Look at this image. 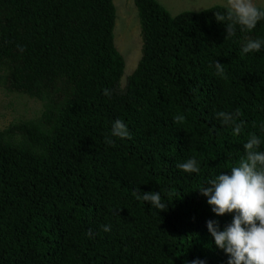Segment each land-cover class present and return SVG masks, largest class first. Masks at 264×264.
Masks as SVG:
<instances>
[{"label":"trees","instance_id":"trees-1","mask_svg":"<svg viewBox=\"0 0 264 264\" xmlns=\"http://www.w3.org/2000/svg\"><path fill=\"white\" fill-rule=\"evenodd\" d=\"M134 2L142 57L122 85L113 0H0V87L44 107L0 131V264H226L206 222L223 230L232 215L195 190L238 164L249 133L264 141V49L240 54L264 21L225 39L214 13L226 7L173 17L157 0ZM237 108L238 136L215 117ZM117 118L130 139L110 136ZM192 155L199 174L176 168ZM134 189L160 192L165 208Z\"/></svg>","mask_w":264,"mask_h":264},{"label":"clouds","instance_id":"clouds-1","mask_svg":"<svg viewBox=\"0 0 264 264\" xmlns=\"http://www.w3.org/2000/svg\"><path fill=\"white\" fill-rule=\"evenodd\" d=\"M217 22L221 23L226 31V38L235 35L236 28L241 32H251L258 22L264 21V6H258L254 0H227V7L223 13H214ZM21 53L24 48L17 46ZM264 49V37L247 39L240 47V54L260 52ZM214 67L216 75L223 74V65L217 60L210 64ZM103 95L110 98L111 91L103 90ZM240 110L215 113L216 119L222 124L231 126L234 135H240L245 122L240 120ZM173 123L184 120L181 114H174ZM239 121V122H237ZM258 131L264 134V122L258 126ZM111 137L130 139L127 124L122 119L111 122ZM106 143L111 139L105 138ZM264 141L255 133H249L245 143L242 144L244 155L238 164L233 165L229 171H217L210 175L197 190L206 198L207 204L216 216L232 215L231 222L223 230L218 222L208 220L206 227L214 239L217 248L227 256L226 264H264V150H260ZM176 168L183 173L199 174L201 169L198 159L192 155L176 164ZM133 196L152 207L160 210L165 205L161 203L160 192H142L133 190ZM111 226L103 225L102 231L109 232ZM88 235L92 233L89 230ZM190 264H207L203 259H195Z\"/></svg>","mask_w":264,"mask_h":264},{"label":"rangeland","instance_id":"rangeland-1","mask_svg":"<svg viewBox=\"0 0 264 264\" xmlns=\"http://www.w3.org/2000/svg\"><path fill=\"white\" fill-rule=\"evenodd\" d=\"M171 16L184 12H201L215 6L227 7V0H157ZM258 6H264V0H254ZM116 8L114 29L115 45L125 59V70L121 84L136 69L143 50L141 26L134 0H113ZM44 111L42 102L23 94L10 93L0 87V131L11 124L35 120Z\"/></svg>","mask_w":264,"mask_h":264}]
</instances>
